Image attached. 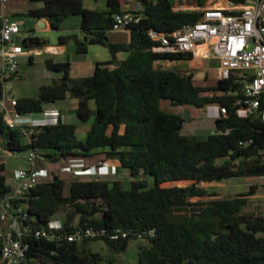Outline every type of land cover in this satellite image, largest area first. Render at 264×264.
Wrapping results in <instances>:
<instances>
[{
	"label": "trees",
	"instance_id": "1",
	"mask_svg": "<svg viewBox=\"0 0 264 264\" xmlns=\"http://www.w3.org/2000/svg\"><path fill=\"white\" fill-rule=\"evenodd\" d=\"M41 1L40 7L16 17L48 18L51 27L58 29L67 17L78 16L80 34L60 36V43L72 42L76 54H85L90 44H100L113 54L127 55L115 67L96 62L93 73L80 78L70 76L69 61L55 62L47 57V68L58 72V78L39 86L36 97H17L15 108L38 113L68 95L77 99L76 120L45 125L32 135V143L22 144L18 131L7 128L4 133L0 116L3 146L15 153L27 150L47 133L35 146L50 159L67 161L103 153L106 159H117L119 168H126L132 180L123 188L117 179L75 178L67 193L62 177L39 180L16 200L26 205L25 223L41 228L60 213L63 224L57 233H70L78 227L106 233L116 228L155 229L153 237L137 244L138 264H264V214L243 211L252 191L221 198L203 185L264 175V123L256 115L241 117L235 111L234 103L243 98L244 75L234 72L213 86H203L196 83L192 71L163 68L157 63L190 60L191 51L154 52L158 43L149 37L150 30L170 33L196 22L206 8L177 10L171 0H141L143 17L127 28L129 40L111 42L107 32L113 28L114 14L120 12L117 0H107L108 11L87 9L81 0ZM231 1L236 7L244 3ZM48 44L47 39L32 34L22 40L24 48ZM163 99L196 108L218 104L226 113L214 119L212 133L187 136L178 128L182 116L160 107ZM90 119L85 138L78 139L77 125ZM3 169L0 162V198L13 185L6 184ZM176 181L191 183L179 186ZM110 182H114L112 187ZM206 196L209 199L205 201H190L191 197ZM97 240L117 253L134 239L114 241L101 235L69 242L27 237L22 264H102L100 254L89 247Z\"/></svg>",
	"mask_w": 264,
	"mask_h": 264
},
{
	"label": "built area",
	"instance_id": "2",
	"mask_svg": "<svg viewBox=\"0 0 264 264\" xmlns=\"http://www.w3.org/2000/svg\"><path fill=\"white\" fill-rule=\"evenodd\" d=\"M7 1L0 0V5H5ZM113 17L114 29H127L138 23L143 14L127 11L116 13ZM0 19V108L7 128L18 131L21 137L27 139V143H32V135L38 133L41 127L60 120L67 121L57 109L44 108L38 113H22L15 108L17 97L12 93L11 80L18 74L20 57L36 54L37 51L17 43L22 32L20 22L5 13L0 14ZM149 37L158 43L152 48L154 52H192L198 44H207L205 55L219 61L218 79H226L234 72L245 77L243 98L234 103L237 115H256L264 123V0H244L242 7H236L234 2L227 0L224 8L203 10L200 18L192 24H185L170 33L150 30ZM213 105L217 111L215 118L226 113L225 107ZM0 152L15 153L3 145H0ZM46 157L35 144L31 146L25 157L27 166L17 169L11 191L0 198V264H22L26 258L27 237L45 241L79 242L101 235L114 241L121 238L144 240L155 235V229L152 228H116L106 233L94 227H78L70 233H57L63 224L58 217L50 218L46 226L41 228L26 224V205L16 200L37 184L40 178L37 163ZM81 160L83 158L67 161ZM110 165L109 159H99L94 166Z\"/></svg>",
	"mask_w": 264,
	"mask_h": 264
},
{
	"label": "rangeland",
	"instance_id": "3",
	"mask_svg": "<svg viewBox=\"0 0 264 264\" xmlns=\"http://www.w3.org/2000/svg\"><path fill=\"white\" fill-rule=\"evenodd\" d=\"M13 3H6L15 10H24L28 7H32L37 2H41V0H11ZM173 1V0H171ZM205 4V0L201 1V4L198 3L195 5L196 8L203 7ZM179 6L182 10H188L189 7L185 5H176ZM74 16H69L63 22H61V26L74 28L75 22L73 20ZM78 19V17H76ZM21 34L17 40L18 44H22V40L24 35H28L29 33H23L24 26L21 24ZM61 32L57 31H41L38 32L37 35L43 37L48 40V43H56L57 37ZM34 48V47H31ZM41 48V47H37ZM32 60H27L23 64H19L18 71L20 74L14 80H11V88L12 93L15 97H36L38 95L39 86L43 84H49L53 79H56L59 76L58 72L49 70L46 66L45 59L49 57V54L46 52H41L38 54H32ZM194 62V61H193ZM193 62H189V64H193ZM219 65V61L216 58L210 57L205 60L203 64V68H191L189 64L186 65H178L174 66V69H177L182 72H186L187 70L192 69L195 74L196 80L203 79V72L207 71L209 73H215L216 65ZM160 66L165 65L164 63L158 64ZM202 73V74H201ZM218 74V72H217ZM196 83L201 84V81H197ZM62 100L57 101L54 104L60 103ZM65 103V102H64ZM66 104V103H65ZM51 105V104H49ZM46 105L45 107H48ZM167 109H173L168 103L164 105ZM69 111H73L76 108L74 105H70L67 103L66 106ZM196 111H201L196 109ZM0 116L3 131L6 134L7 125L5 121V117L0 108ZM183 123L181 125V133L187 136H197L204 137L209 133H212L215 130V123L213 117L204 116L198 114V117L189 118L187 115L183 114ZM80 138V135L77 136ZM0 144H4L2 139V135L0 133ZM20 142L22 144L27 143V139L25 137H20ZM28 153L27 150H23L16 153H6L0 152V162L3 163L4 169L1 172L5 177L6 184H13L12 180L17 171V169L27 166L25 161V157ZM99 159H106L103 153H97L93 156L84 158L81 161H64V160H52L49 157H46L44 160H39L37 163V169L40 174L39 180L49 181L52 179L54 175L62 177L65 182V190L67 193V186L72 179L82 178V179H94L103 177L106 179H117L121 181L123 188H128L132 177L130 176L128 170L126 168H119L120 164L117 159L109 160L111 165L108 167H95V163ZM72 167V168H71ZM87 167V168H82ZM118 168V169H117ZM76 171V172H75ZM191 183V181H176L174 184L185 186ZM168 183H164L167 185ZM208 190L214 191L217 193L214 197L221 198H229L234 197L238 193L252 191L250 195H248V203L243 208L244 212H254L264 214V176H245V177H235L229 178L224 181L211 182L203 184ZM209 199V197H191V202L197 201H205ZM57 217H60L61 214L58 213ZM138 242H146L144 240H131L125 250L121 252H113L109 250L105 243L101 240L91 241L89 243V247L92 251L98 252L102 257V264H138L137 260V244Z\"/></svg>",
	"mask_w": 264,
	"mask_h": 264
},
{
	"label": "crops",
	"instance_id": "4",
	"mask_svg": "<svg viewBox=\"0 0 264 264\" xmlns=\"http://www.w3.org/2000/svg\"><path fill=\"white\" fill-rule=\"evenodd\" d=\"M117 1H118V10L120 12H127V11L141 12L144 8L141 0H117ZM226 1L227 0H205V4L203 7L206 9L212 6H221L224 8L226 6ZM9 2L11 4L13 3V1L11 0L7 1V3ZM81 2L85 8L90 9V10L108 11L110 8L107 0H81ZM171 2L173 3L174 8L177 10H182V9H180L179 6H176V5H185L189 7L188 10H192L196 8L195 5L197 4V0H173ZM41 5H42V1L37 2V4H35L34 6L28 7L27 9H24V10H15V8L9 5H6V4L3 6L0 5V14L5 13L11 19L16 20L22 24L25 18L21 19L19 17H16V15L21 12H26L30 8L40 7ZM76 17L78 16L73 17V20L75 22L74 28L63 27L60 24L58 29H53L50 25V20L48 18H40L44 21V25H41V27L39 28L36 26H33V30L31 31H27L26 28L24 27L23 33L26 32L32 35H37L38 32L46 31V30H50V31L54 30L57 32H61L62 34L58 35L56 43L49 42L48 45L42 46L41 48H33V49L37 51L36 54L41 53V52L48 53L49 58L53 59V61L55 62L69 61L70 62V76L73 78H80V77L91 75L94 71L96 62H109L110 67H115V64H114L115 60L120 62L122 59L126 57L127 54L125 52H117L113 54L110 52V50L107 47L100 45V44H90L85 54H76L74 51L75 47L72 44V42L60 43L58 41L60 36H64L70 33L80 34V29H79L80 17H78V19ZM107 35L111 42H127L130 37V32L128 29L112 28L107 32ZM206 50H207V44L201 43V44H198L195 47V49L192 51V58L190 60H162V61H159L158 64L164 63L165 65L161 67L174 69V66L186 65V64H189V62L194 61L193 64H189L191 68L200 69V68H203V64L205 63V60L210 58L209 56L205 55ZM31 55L21 56L19 64H23L27 60L31 61L32 60ZM217 69H218V62H217L216 70L214 74L213 73L211 74L205 71L203 72V76L205 77L203 79H199L196 81H201L202 82L201 85L203 86L215 85L218 80ZM191 71L192 69L187 70L186 73H189ZM19 74H20V71H18V74L13 78V80L16 77H18ZM67 103H69L70 105H74L75 108L77 107V99L69 97L67 95L66 98L63 99L60 103L54 104V105L51 104L45 108L57 109L60 112L61 117L65 121L75 122L76 120L75 113H74L75 110H73L72 112L69 111V109L66 107ZM167 103L173 109L165 108L164 105ZM89 106L92 109L94 108L93 101L89 102ZM160 107L166 111L179 114L182 117H183L184 112H187L189 118L198 117V114L215 118V115L217 112L216 107L213 104L196 108L194 106L173 105L171 102L165 99L160 101ZM196 109H199L201 111H196ZM90 125H91V119L85 123H80L77 125L76 135L77 136L80 135L79 139L83 140L85 138L90 128ZM0 145H3V144H0ZM104 150L105 149H98L97 151L102 152ZM82 168H87V167H82Z\"/></svg>",
	"mask_w": 264,
	"mask_h": 264
},
{
	"label": "water",
	"instance_id": "5",
	"mask_svg": "<svg viewBox=\"0 0 264 264\" xmlns=\"http://www.w3.org/2000/svg\"><path fill=\"white\" fill-rule=\"evenodd\" d=\"M22 25L27 28V27H31V26H36V27H41V25H44V21L42 19H38V18H35V17H28V18H25L23 20V23ZM114 64L115 66H118L120 64L119 61L115 60L114 61ZM73 86V83H70L69 84V87H72ZM173 105H180L179 103H176V102H173L172 103ZM185 114L187 115V112H185ZM183 117L179 120V126L178 128L181 127L182 123H183ZM47 133H44L42 134L38 139H36L35 141V145H37L41 140H43L45 137H46ZM121 156H119L120 158ZM114 185V182H110L109 183V186L112 187ZM180 186V185H179Z\"/></svg>",
	"mask_w": 264,
	"mask_h": 264
}]
</instances>
